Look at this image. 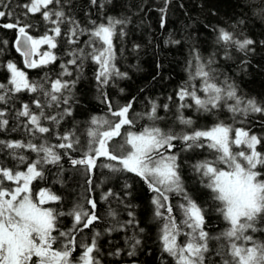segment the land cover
I'll return each instance as SVG.
<instances>
[{
	"label": "snow or ice",
	"instance_id": "obj_1",
	"mask_svg": "<svg viewBox=\"0 0 264 264\" xmlns=\"http://www.w3.org/2000/svg\"><path fill=\"white\" fill-rule=\"evenodd\" d=\"M90 3L97 5V0H90ZM0 4H4V0H0ZM60 4L61 0H28L22 5L26 9L24 15L39 13L42 20L51 25L40 36L31 35L28 29L34 26L22 24L19 19L3 25L4 28L17 30L14 47L23 57L25 67L30 69L47 67L59 59L54 50L58 47L57 38L61 37L62 25H68L65 35L69 44L79 45L81 35L89 37L84 44L90 50L85 52L84 48L77 47L69 51L67 55L71 59L67 64L60 65L62 72L57 78L51 80L45 76V81H50L47 87L45 83L30 81L27 73L16 63L9 61L3 65L10 76L7 83L0 82V104H7L12 94L25 91L39 92L46 98L43 104L40 99H33L32 103L40 110L38 113L27 103L22 104L16 112L17 118H27L25 129L33 137L37 134L56 135L55 128L66 117L73 115V105L79 103L74 96L79 77L63 79L72 76L68 65H75L82 71L84 61L90 59L98 66L95 80L101 90L117 78H128L127 72L117 67L114 45L117 35L121 39L126 35L123 27L117 33V27L128 21L108 17L106 23L90 20L92 28L81 27L80 22L69 15L63 6L54 7ZM99 7L103 8V4ZM6 15L11 13L0 10V18ZM231 27L233 30L219 26L213 29L216 43L223 49V58H232L231 49L243 53L245 57L255 53L258 42L247 37L240 38L234 31L235 26ZM172 42L179 43L178 40ZM259 43L264 45V41ZM0 44H7V41H0ZM44 45H47V49L41 51ZM138 48L139 45H134V50ZM193 58L196 63L192 65L189 62V81L176 91V120L183 126L179 132L164 131L155 124L140 131L132 130L135 127V119L129 115L132 102L114 109L107 93L101 91L102 102L115 119L93 116L87 131L90 139L86 142V150L80 158L69 157V162L73 167L83 166L91 174L97 167V161L106 158L109 163L103 164V167L140 177L154 194L151 203L154 218L159 221L162 251L173 259L174 264H264V238H261L264 237V151L257 150L258 146L264 145V135L253 133L251 128L234 127L237 115L247 118L251 114H258L264 121V101L246 99L226 74L221 81V73L213 67L215 54L203 59L198 52H194ZM242 63L248 61L243 60ZM193 81H199V87ZM168 99L173 98L169 96ZM61 105L64 107L61 108ZM52 106L60 111L57 115H46L43 109ZM159 107L156 102H151L150 111L146 114L149 120L162 119L157 115ZM168 107V104L163 105L164 110H168ZM187 109L201 115H213L217 119L210 127H198L195 119L185 116ZM221 109L232 114L233 123L218 118ZM6 116L7 112L0 110V130L9 126ZM44 120L51 121L55 127L44 126ZM261 127L264 128V123ZM11 130L15 131V128ZM57 139L63 142L51 145L46 139L40 144L31 140H0V151L9 150L8 154L16 161L12 167L0 163V264H100L97 244L100 233L96 232L89 243L81 242L80 253H77L76 240L77 232L90 228L100 219L95 212L96 201L87 199L91 210L77 205L67 213L74 218V226L69 231H63L59 228V218L66 213L50 206L60 203L62 197L50 188H42L38 184L35 189L33 187L35 181L46 179V165L58 166L62 171L61 160L64 157L60 149L79 150L80 140L74 132L58 135ZM198 149L209 151L212 158L206 157L191 167L203 187L211 193L215 205L212 212L227 224L216 235L209 230L212 213L205 206L206 202H197L185 186L181 174L184 161L180 153ZM24 150L36 153V159L29 162ZM19 165L25 167L21 169ZM88 183L91 184V179ZM131 187L125 184V188ZM112 195L109 190L102 199ZM126 195L130 196L131 193ZM174 197L180 199L173 203ZM109 214L113 217L116 215L115 212ZM128 216L130 219L121 224V230L131 226L143 233L145 229L139 227L134 212L129 211ZM181 237H184L183 241ZM129 239L131 250L127 255L134 256L142 241L135 232ZM112 254L119 256L120 250ZM214 257H219V260Z\"/></svg>",
	"mask_w": 264,
	"mask_h": 264
},
{
	"label": "trees",
	"instance_id": "obj_2",
	"mask_svg": "<svg viewBox=\"0 0 264 264\" xmlns=\"http://www.w3.org/2000/svg\"><path fill=\"white\" fill-rule=\"evenodd\" d=\"M28 0H4L0 4V10L11 15L0 18V41H7V44H0V82L7 83L10 74L3 65L11 61L17 64L18 68L27 73L30 81L37 83L50 82L45 81V76L51 80L57 78L62 72L61 64H67L71 59L67 53L74 48L82 47L85 52L88 49L84 42L89 39L86 35L79 36V45L67 43L65 29L67 24L62 25L61 37L57 38L58 47L55 53L59 59L54 64H49L43 68H27L23 63V57L15 50L14 41L17 38L16 29H7L5 23H14L19 19L23 23L32 24L34 27L28 29L33 36L42 35L46 28L51 25L42 20L39 13L33 15H24L26 9L22 7ZM103 4V8L99 7ZM6 5V6H5ZM80 22L81 27L92 28L90 20H96L97 23L107 22L108 17H115L128 21L123 26L117 27V33L120 27L126 35L121 39L119 35L114 39L116 48V64L122 72H127L128 78L115 79L114 82L103 88L98 87L95 80L97 65L90 59L84 61L83 69L78 70L75 65H68L72 76H65L63 79L72 80L79 77L74 89L75 99L78 104L73 105V115L66 117L58 128H55L56 135L37 134L31 136L25 129L27 123L26 117H16V112L21 109L22 104H29L33 111L39 112L32 103L33 99H40L41 103H46V98L39 92H21L11 95L7 104H0V110H5L9 119V126L5 130H0V140L16 141L31 140L33 143H47L51 145L58 144V135L67 132H74L80 140L78 151H69L67 155L61 153L64 157L61 164H65V171L58 166L46 165V175H50V180L64 184L62 186L63 195L68 202L77 199V204L89 209L87 199L94 196L98 207L103 208V212L97 214L100 219L92 225L91 228L78 232V252H82L79 247L81 242L89 243L96 232L99 246L100 264H174L171 257L162 251V245L159 239V221L154 218V206L149 198L153 193L149 191L146 183L138 176L128 172H110L108 175L97 180H91L88 183L89 175L83 169L71 168L69 157L80 158L83 151L86 150L87 131L91 127L90 121L93 116L111 117L108 107L102 102L101 91L107 93L108 99L113 103V108L132 102L130 117L135 119L134 131H140L144 127H160L164 131L179 132L183 126L176 120V91L189 81V62L195 65L193 58L194 52H198L203 59H207L215 54L216 63L213 67L217 68L220 80L224 79L226 74L230 81L235 82L239 94L247 98H255L258 101H264V45L259 42L264 41V0H97V5L90 3V0H61L60 5L54 7L60 8ZM53 7V6H50ZM163 10V11H162ZM243 21V23H241ZM163 22V27L161 26ZM240 38H251L258 43L255 45V53L245 57L243 53L231 49L230 60H225L221 45L216 43L215 27H225L233 30ZM179 41L173 43L172 41ZM99 43V42H97ZM134 45H139L134 50ZM41 50L47 49V45L41 46ZM247 60L248 63H242ZM79 63V61H78ZM155 77V79H153ZM199 87V81H193ZM124 91L121 92L120 89ZM171 96L173 99L169 100ZM156 102L160 107L157 115L162 119L151 121L147 118L150 111L151 102ZM168 104V110H164L163 105ZM64 107L61 105V108ZM45 114L57 115L60 111L56 106L43 109ZM186 117H192L196 120L197 126H211L217 119L216 116L209 114H199L192 109L184 111ZM232 114L226 109H221L218 118L227 123H233ZM243 121V123H241ZM44 126L55 127L51 121H42ZM264 123L258 114H251L247 118L237 115L234 127L251 128L257 135H264ZM15 128V131L11 130ZM179 145V142H177ZM174 149L173 151H177ZM234 151L237 149H233ZM258 151H264V145L257 148ZM27 152V150L25 151ZM29 162L36 159V153L27 152ZM181 160L184 161L181 167V174L184 182L188 181L190 192L197 199V202H206L209 212L212 213L209 230L213 235L227 227L225 221L212 212L215 206L211 199V193L204 188L198 175L193 171L192 165L204 158H212V154L207 150H195L180 153ZM0 160L4 164H16L8 153L0 151ZM109 163L106 158L98 160V164ZM115 163V162H112ZM189 176V179L186 177ZM125 184L132 185L131 188H125ZM113 193L107 199L102 197L108 192ZM130 192L128 196L126 193ZM152 200V199H151ZM175 198H173V203ZM131 205L127 207L126 205ZM135 214L139 221V227L144 228L143 233H139L138 228L131 226L121 230V224L130 219L128 212ZM110 212H115L113 217ZM80 227V226H79ZM112 229L111 231H108ZM136 234L142 243L136 249L134 256H128L130 251V237ZM259 235V234H257ZM84 236V238H83ZM264 238V237H261ZM183 237L180 238L182 241ZM215 243V242H213ZM120 255H113L117 250ZM219 260V257H214Z\"/></svg>",
	"mask_w": 264,
	"mask_h": 264
},
{
	"label": "flooded vegetation",
	"instance_id": "obj_3",
	"mask_svg": "<svg viewBox=\"0 0 264 264\" xmlns=\"http://www.w3.org/2000/svg\"><path fill=\"white\" fill-rule=\"evenodd\" d=\"M25 151L26 150H24V154L28 152V151L27 152H25ZM59 151H60V153L68 152V150H65V149H60ZM1 152L2 153H9V150H3ZM0 163H2L1 160H0ZM6 165L8 167H12L13 166V164H6ZM102 165L103 164H98V161H97L96 169H94L91 174L88 173L89 179H91V180L95 179L98 182H100V178L101 177L106 176L110 172H112L110 169H108L106 167H103ZM19 167L21 169H23L25 166L24 165H19ZM78 167L79 166L73 167L71 165V168L75 169L76 172L78 171V169H77ZM62 168H63V171H65V169H64V168H66L65 164H62ZM79 168L83 169V166H80ZM117 172H121V171H117ZM45 176H46V179L44 181H35L33 187L35 189L36 185L38 184L42 188H50L54 193H56L57 195H60L62 197V201L60 203L54 204V205H50V206L57 208L58 211L66 213V215L61 216L59 218V228H60V230H63V231H69L74 226V218L72 216H70V215H67V213L72 212L76 208V206L78 205L77 204V199L75 201H73V202H68L66 200L65 196L63 195V190H62L63 187L62 186H64V184H61L59 182L50 180V175H46L45 174ZM186 177L189 179L188 175H186ZM185 184H187V183H185ZM188 190H190V189H188ZM92 194L89 197V199H93L94 200V196ZM153 195H152V197H153ZM152 197L149 198V202L151 201ZM174 198H175L174 203H176L180 199L179 197H174ZM86 209H88V208H86ZM88 210H91V206L90 205H89V209ZM95 212H96V214H98L100 212H103V208L100 209L98 207V205H97V207L95 209ZM127 216H128V214H127ZM177 219L179 220V216H177ZM77 227H79V226H77ZM83 238H84V236H83ZM76 240H77V253H79L78 252V250H79V248H78V232L76 233ZM183 240H184V237H183L182 241ZM75 255L76 254H74V256Z\"/></svg>",
	"mask_w": 264,
	"mask_h": 264
},
{
	"label": "rangeland",
	"instance_id": "obj_4",
	"mask_svg": "<svg viewBox=\"0 0 264 264\" xmlns=\"http://www.w3.org/2000/svg\"><path fill=\"white\" fill-rule=\"evenodd\" d=\"M42 48V47H41ZM42 51V50H41ZM37 59H38V57H36ZM113 143H115V141H113ZM185 183H187L188 184V181H186ZM187 184H185V186L189 189V187H188V185ZM190 191V190H189Z\"/></svg>",
	"mask_w": 264,
	"mask_h": 264
}]
</instances>
